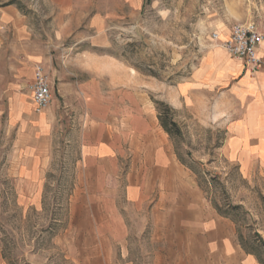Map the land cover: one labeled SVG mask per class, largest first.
Instances as JSON below:
<instances>
[{"label":"rangeland","instance_id":"rangeland-1","mask_svg":"<svg viewBox=\"0 0 264 264\" xmlns=\"http://www.w3.org/2000/svg\"><path fill=\"white\" fill-rule=\"evenodd\" d=\"M237 22L264 32V0H0V264H227L161 234L152 214L155 195L128 199L127 135L118 169L81 185L76 163L88 107L71 103V93L63 100L52 89L42 119L31 109L29 123L51 125L52 140L42 180L36 189L23 185L15 170L20 125L11 122L10 108L16 100L32 104L36 63L54 86L52 71L72 88H91L101 117L109 109L137 111L132 123L143 129L156 116L152 100L167 103L180 128L169 143L193 169L204 198L231 222L234 242L264 259L261 165L242 171L224 151L243 107L234 94L222 98L192 81L211 55L214 65L219 52L237 59L211 37Z\"/></svg>","mask_w":264,"mask_h":264},{"label":"crops","instance_id":"crops-1","mask_svg":"<svg viewBox=\"0 0 264 264\" xmlns=\"http://www.w3.org/2000/svg\"><path fill=\"white\" fill-rule=\"evenodd\" d=\"M259 53L264 55V45ZM219 54L216 65L212 63L211 55L208 57L210 64L196 69L192 81L206 90H217L222 93V98L225 93H232L238 99L243 108L239 116L231 121L224 151L230 159L238 162L242 171L259 164L264 175V69L251 73L242 61H236V58L229 61L226 55ZM51 74L53 77L56 74L57 80L54 86L49 78L51 93L54 89L63 100H68L67 95L71 93V99L76 100L71 103L88 107L82 118L76 163L81 185L96 184L102 171L118 169L119 157L123 154L121 148L127 135L128 199L139 201L155 195L152 214L161 234H174L176 241L185 242L186 251L195 248L209 250L210 256L227 264H258L253 255L247 254L234 242L231 222L217 214L204 198L193 173L178 159L157 116L154 120L150 118L143 129L134 126L137 124L134 121L132 123L133 117L139 114L137 111L123 114L109 109L103 114L105 117H101L92 108L94 99L98 98L91 88L80 83H75L72 88V84H66L65 75L61 72L52 71ZM113 85L116 86L115 83ZM173 106L178 104L173 103ZM31 109L41 113L39 118L44 117L42 111L46 108L37 109L33 102L23 105L18 100L11 105L10 117L13 124L20 125L15 145L19 155L15 170L23 185L36 189L48 166V149L52 139L51 125L42 121L38 125L35 121L33 125L29 123L32 122ZM227 113L224 110L216 118L222 119ZM27 114L29 118H26ZM38 128L40 133L36 135Z\"/></svg>","mask_w":264,"mask_h":264},{"label":"built area","instance_id":"built-area-1","mask_svg":"<svg viewBox=\"0 0 264 264\" xmlns=\"http://www.w3.org/2000/svg\"><path fill=\"white\" fill-rule=\"evenodd\" d=\"M211 37L228 55L241 60L251 73L264 69V55L259 53L260 47L264 45V32L253 22L234 23L225 35L213 32ZM30 90L36 108H47L52 93L48 72L41 63H36L33 67Z\"/></svg>","mask_w":264,"mask_h":264},{"label":"trees","instance_id":"trees-1","mask_svg":"<svg viewBox=\"0 0 264 264\" xmlns=\"http://www.w3.org/2000/svg\"><path fill=\"white\" fill-rule=\"evenodd\" d=\"M152 102L156 110V116H157L158 122L160 126L162 127V129L168 134L169 138L173 139L175 136L179 135L180 128L177 122L174 120L173 109L167 103L163 101L153 99ZM178 159L181 162L179 155H178ZM188 168L191 171H193L191 167H188ZM214 208L216 209L218 214L222 215L218 207L214 206ZM240 245L246 253L254 255V257L256 258L259 264H264L263 257L256 249H253L254 247H248L245 244H243L242 241H240ZM262 245L264 246V241H262Z\"/></svg>","mask_w":264,"mask_h":264}]
</instances>
